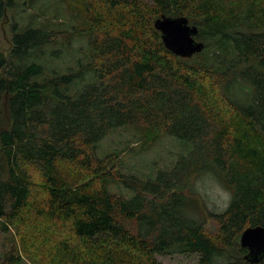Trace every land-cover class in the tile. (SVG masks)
Segmentation results:
<instances>
[{
  "label": "trees",
  "instance_id": "16d2710c",
  "mask_svg": "<svg viewBox=\"0 0 264 264\" xmlns=\"http://www.w3.org/2000/svg\"><path fill=\"white\" fill-rule=\"evenodd\" d=\"M77 1L89 53L77 71L35 59L75 32L14 27L0 51V229L31 217L68 229L52 264H102L77 243L100 238L145 264L187 253L199 264H252L240 238L264 226V0ZM11 4L0 0V21ZM162 16L187 18L203 51L168 50L155 28ZM121 128L149 144L174 138L187 153L147 180L124 174L119 154H98ZM206 173L232 191L222 211L192 195ZM0 264H24L23 254L14 246Z\"/></svg>",
  "mask_w": 264,
  "mask_h": 264
},
{
  "label": "rangeland",
  "instance_id": "374dc122",
  "mask_svg": "<svg viewBox=\"0 0 264 264\" xmlns=\"http://www.w3.org/2000/svg\"><path fill=\"white\" fill-rule=\"evenodd\" d=\"M84 25V15L77 0H12L4 17L0 21V51L8 54L11 49L13 28L23 30L27 27H39L47 30L74 34L71 42L66 40L48 45L44 55L35 59L43 62L49 70L60 73L77 71L80 65L89 61L87 40L79 31ZM60 52L58 59H50L48 55L53 50ZM88 77V76H87ZM86 77V78H87ZM78 80L71 87L76 92L82 85ZM235 94L243 101L244 95L239 89ZM188 147L171 137L163 136L153 143L140 139L137 132L131 128H121L113 131L98 147L100 156L119 154L123 163L122 172L134 175L142 180L154 177L158 171L171 169L178 160L187 153ZM193 189L194 199L199 200L201 208L222 211V198L219 188L226 187L214 173H206L197 181ZM114 193L130 196L122 187L111 186ZM190 194V191L187 190ZM203 212V210H202ZM18 226V225H17ZM12 226L8 233L0 229V261L3 256L16 246L24 257V264H52V247L58 238L69 235L68 229L53 224L47 220L29 218L24 226ZM77 240V239H76ZM78 241V240H77ZM88 252L93 260L102 264H145L143 257L133 251L100 238L97 241L77 242ZM103 245V246H102ZM157 260L164 264H199L197 254L158 255Z\"/></svg>",
  "mask_w": 264,
  "mask_h": 264
},
{
  "label": "water",
  "instance_id": "95a60500",
  "mask_svg": "<svg viewBox=\"0 0 264 264\" xmlns=\"http://www.w3.org/2000/svg\"><path fill=\"white\" fill-rule=\"evenodd\" d=\"M166 48L177 56L190 58L203 51L205 45L195 39L199 30L187 18L162 16L155 22ZM240 244L247 249L245 259L257 264L264 259V226L249 227L241 235Z\"/></svg>",
  "mask_w": 264,
  "mask_h": 264
},
{
  "label": "clouds",
  "instance_id": "9594fccd",
  "mask_svg": "<svg viewBox=\"0 0 264 264\" xmlns=\"http://www.w3.org/2000/svg\"><path fill=\"white\" fill-rule=\"evenodd\" d=\"M219 194L222 198V208H227L228 204L231 202V193L227 189L220 187ZM216 210V209H210Z\"/></svg>",
  "mask_w": 264,
  "mask_h": 264
}]
</instances>
